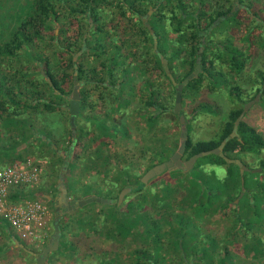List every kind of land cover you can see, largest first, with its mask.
Listing matches in <instances>:
<instances>
[{
	"label": "rangeland",
	"instance_id": "1",
	"mask_svg": "<svg viewBox=\"0 0 264 264\" xmlns=\"http://www.w3.org/2000/svg\"><path fill=\"white\" fill-rule=\"evenodd\" d=\"M155 1L159 3L161 8L169 10L178 0ZM190 1L184 0V3L188 4ZM257 1L264 9V0ZM17 3L21 5L18 15L16 13V11L18 12ZM33 3L34 0H0V44L3 40L6 41L11 38L16 27L12 28V26L16 22L27 18L29 12L25 6ZM65 4L69 5V2ZM104 6H100L104 14V17L100 20L101 24L100 21L96 23V25H104V28L98 33L95 30L89 32L87 46L94 47L95 41L98 39L97 41L105 45V48L94 50L84 47L75 56V60L83 65L86 76L82 80H78L81 84L80 92L83 91L86 98V107L82 110L84 117L80 119L81 126L85 128L86 134L79 146H75L73 151H70L67 146L72 126L70 100L73 90L70 91L66 101L65 98L59 100L47 85L50 77L45 69L46 60H48L51 72L59 77L62 69L67 67L70 53L63 49L67 47V44H71L68 40L69 36L74 33L77 25L84 28L82 31L87 29L81 16L75 18L69 14L64 6L58 5L56 11L60 14L59 21L53 24V30L45 29L42 31L44 37L36 38L33 48L35 57L23 53L16 59L10 61L7 58L0 63V70L5 71L9 79L15 71L18 76L17 80L25 79L23 76L26 75L28 80L23 82L24 85L45 91L46 95L51 96L54 101L52 109H45V104L32 103L22 94L18 95L23 101H28V105L26 104L25 109L18 107L17 110L20 114L17 117H10L9 121L11 122L10 127L18 129L21 142L20 140L16 141V137L14 139V134L10 131H8V136L16 144H24L25 148H20V151L14 157H5L3 165L0 166V168H3L16 163L27 162L40 165V178L36 191L40 193L39 198L49 205L52 232L50 237L34 245L25 241L6 224V221L0 218V261L2 264H38V256L32 252L41 253L44 247L50 243L55 231L56 218L62 214L61 211L57 210V201L61 196V190H58V186L60 188V174L63 167H66L64 184L68 190V199H81L88 195L103 196L111 190L110 183L116 180L115 178L120 170H134L138 173L137 179L142 178L147 171L148 163L152 162L151 154L155 150L160 149V153L168 158L179 147L182 125L180 115L174 110L175 88L161 69L154 68V58L156 57L154 50L168 60L169 67H172V69L170 68L171 72L175 78L178 77L179 79L183 78L190 70L192 72L195 70L194 55L189 57L186 50L177 53L169 45H165L164 51L161 52L158 50V46L155 47L157 37L154 34L153 26L156 25H153L154 22L151 19L155 11L153 9L154 5L150 6L151 14L142 15L143 23L140 22V17L127 9L121 0H114L113 5ZM159 6L157 9L160 8ZM262 14L264 16V10ZM158 26V28H155L163 33V26ZM224 26L219 25L220 28ZM224 28L221 29L225 30ZM231 28L233 29L232 35L230 34ZM230 29L227 30L229 37L220 43H226L230 46L231 42H237L241 45V40H244L247 33L246 27L239 25L238 29L235 30L233 26H230ZM215 32L217 31L214 30L213 35ZM168 38L171 39L172 37L169 36ZM211 38L212 34L208 32L207 39ZM70 40L74 41L73 38H70ZM84 44L86 42H81V39H78V42H72L71 46L77 50ZM184 46H187V44L184 43ZM244 47L247 48V53H254L255 55L249 61L247 69L240 72L234 69L230 56L219 51L222 53L223 58H227L229 63L219 66L217 71L228 79L229 85L223 84L221 82L222 78L215 75L214 79L217 82L211 83V79L204 77L199 90L187 91L184 108L187 117L186 114L183 115L187 120L188 117H192L190 123L187 124V128L188 135L194 141L214 138L220 131L225 116L230 110L242 107V102L237 100L231 93L232 86L241 87L244 93L253 92L250 76L256 75V71L258 72L259 69H264L263 24H258V27L251 34V41L248 43L244 41ZM112 69L115 73L110 74L109 71ZM75 75L78 77V73ZM89 78L92 81H89ZM99 78L103 79L102 82L105 80L114 81L113 87L106 88L103 83L96 85L93 81ZM147 80L151 82L154 89L155 99L162 103V106L156 109L140 104L145 102L149 96L148 91L145 89ZM210 85L216 90L210 91L208 88ZM63 89L67 90L68 87L63 86ZM142 94L145 95L143 99ZM245 96L246 94H244V98ZM199 103H202L205 109L203 108V111L198 115H192V107L194 108ZM166 107L168 108L167 111ZM21 114L25 119L21 118ZM151 115H155L154 119L149 118ZM37 116L40 117L39 119L36 118L37 123L34 125H39V128L45 127V131L48 132V136L54 142V147L58 149L57 153L46 144L41 143L39 139L33 141L29 139L27 142L28 136L34 129L32 119ZM244 120L254 126L264 137V108L259 102L247 111ZM96 121H101L109 127L114 124L120 126L118 134L113 133L112 137L107 138L109 140L107 145L103 144L102 141L90 144L89 139L93 136L92 133H97L99 130L100 133L105 131L96 129ZM35 129L37 128L35 127ZM9 143L12 142L9 141ZM100 146V152H98L97 148ZM261 156L264 157V152ZM104 157H109L107 165L102 164L101 160ZM196 164L197 161L192 169H199L200 167L204 170V173L211 174V177L216 175L219 178H224L227 174L224 165L209 161H201ZM254 164L257 163L254 162ZM258 169L261 171V168ZM181 170L168 171L150 179L145 183L142 191L137 193L133 189L130 190L121 204L116 203V212L107 205L112 203L97 202H92L73 211L64 212L61 218L62 233L59 248L57 251L50 253L45 264H113L116 259L121 263L125 261L134 264L130 260L129 253L135 248L150 244L155 251L160 249L159 245H156V242L149 235L147 226V222L153 221L160 215L163 219L164 215L169 217L164 227L170 231L172 226L179 227L178 215L186 214V220L191 231L205 225L204 230L207 229L209 232L212 230L217 237L226 239L229 231L238 224L233 217V213L240 203L244 204L243 198H238L236 204H232L222 212L215 213L212 218H206V216L201 219L195 211L185 210L182 207V193H178V196L176 194L180 189L186 190V187L182 186V182L184 183L188 176L182 173ZM258 177L263 179L264 175L261 174ZM167 186L169 187L167 191L170 192L168 195L164 194V191H166L164 189ZM175 189L177 191L173 192ZM157 195L168 199L166 211L160 207L161 204L153 205L152 199ZM19 199L20 197L14 194L12 201L17 202ZM24 200V198L21 199V201ZM113 212L115 217L119 218L117 224L112 222L114 214L111 213ZM137 213L147 214L143 222L134 223L133 219L138 216ZM125 216H129L128 219ZM119 228L126 237L121 243L119 242L121 236L116 232ZM109 229L113 230L111 236L107 235ZM163 231L170 234L175 233L174 230L168 232L163 229ZM236 234H238V238L234 242H230L229 240L232 239L230 236L226 244L239 254L237 260H241L242 263L245 261V264H264V231L256 232V235H254L262 240L261 250L250 253L243 251L245 246L252 243L250 236L245 233L244 229L239 230ZM166 257V264H174L172 260L182 264L176 255L172 256L167 253ZM211 258L214 261L216 260L215 264H217L218 256L214 250H211ZM112 261L114 262L112 263ZM203 264L207 263L204 261Z\"/></svg>",
	"mask_w": 264,
	"mask_h": 264
},
{
	"label": "trees",
	"instance_id": "2",
	"mask_svg": "<svg viewBox=\"0 0 264 264\" xmlns=\"http://www.w3.org/2000/svg\"><path fill=\"white\" fill-rule=\"evenodd\" d=\"M68 2L69 5H66L65 3ZM121 2H123L126 8L129 9L133 14L140 17L141 23H143L142 15H147L150 6L154 5L153 9L155 11L153 12L151 19L152 22H154L153 25H156L153 26V28L155 31L154 34L157 37L158 50L160 52L164 51L163 48L165 45H169V47L171 46L177 53L186 50L189 57L194 55L193 64L195 66H197L198 63L201 64L202 72L200 75L197 78L190 80L184 87L182 114L187 113L184 109L187 91L199 90L201 88V84H203L202 82L204 77L211 79V83H213L217 82L214 79V76L216 75L222 78L221 82L223 84L229 85L228 79L217 71L219 66H224L225 64L229 63L227 58H223L222 53L219 51L228 54L227 56L232 55L230 57V61L234 65V69H236L237 72L242 71L245 67V61L236 58V56H240L243 52V48L240 46V44H237V42H231L229 46L226 43H220L221 41H225L223 38L219 39L218 42H214L212 38L209 40L207 39V32L210 34V28L213 26L214 22H218V27L220 24L223 26L226 24L224 26L226 28H221L227 30L230 29V26H233L235 30H237L238 26L243 24L247 29V33L244 36V41L247 43L251 41V34L258 27V24L264 25V16L262 14L264 9L257 0H244V13L240 16L238 15L240 11L234 12V6L236 3L241 5V0H191L188 4L184 3V0H178L177 3H175L169 10L161 8L159 3L155 0H121ZM113 3L114 0H34L33 4L25 6L27 7L26 10L29 12L27 18L25 20L19 21L14 28L11 38L9 40L3 41L0 44V63L5 61L7 58L10 61L12 59H16L17 57L23 55V53H27L30 56L35 57L33 48L36 43V38L44 37L42 35V31L45 29L53 30V24L59 21L60 16V14H58L56 11L57 6H64L66 10H68L69 14L75 18L81 16V19L86 24L85 27H87V29L82 31L84 28H82L81 25H77L74 33L70 35L69 38L67 37L71 44L72 42H78V39H81V42H86V44L82 45L77 50L72 48L71 44H67V47L63 50L70 53V56L67 67L62 69L61 75L59 77L51 72L49 61L46 60L45 70L50 77V81L47 85L59 100L60 98H65L66 101L70 91H72L76 86L74 82L76 78L75 72L78 73L77 79L79 81L82 80L83 77H86L83 65L79 64V62L75 60V56L78 55V53L82 51L84 47H88L87 43H89V39L87 35L89 32H91V30H95L97 33L103 30L104 25H100V20H102L104 14L102 13L103 10L100 9V6H111ZM158 6L160 8L157 9ZM221 17L225 18L221 19ZM242 19H244V21ZM98 21H100V24L96 25ZM158 25L163 26V33L156 29L159 27ZM169 36L172 38L169 39ZM70 38H73L74 41H71ZM97 40L95 41L94 47L90 45L88 48L94 50L104 49L105 45L99 43ZM184 43H186L187 46L183 47ZM154 55L156 56L154 58V68L161 69L164 75L173 85L171 79L164 70L162 59L156 50H154ZM254 55V53H249L248 62L253 58ZM170 68L172 69V67ZM15 72L10 76V85L12 84L13 86V82L18 84L22 95L25 96L29 102L45 104V109H52L54 101L51 99V96L46 95L45 91L43 90L32 88V86L28 87L27 85H24L22 87V82H27L28 80L26 79L27 76H23L25 79L17 80L18 76H16ZM83 73L84 75H82ZM109 73L113 74V69L110 70ZM191 73L192 71L190 70L183 78L179 79L176 77V80L181 83ZM88 80L92 81L90 78ZM102 81L103 79L99 78L93 82L96 85L99 83H103L104 85H109L111 87L114 85V81ZM105 82H107V84H105ZM250 82L252 84L251 89L253 92L244 93V91L241 90V87L232 86L231 93L243 104L247 101V99L252 98L262 90V97L259 103L264 108V69H259L258 72L256 71V75L250 76ZM145 85H147L145 89L148 91L149 96L145 102L140 104L147 107H152L154 109L162 106V103H159V101L155 99V92L151 82L147 80ZM63 86H67L68 89H63ZM173 87L175 88L176 93V86L173 85ZM9 88L13 89L14 87ZM208 88L210 91L216 90L213 89L211 85ZM81 94L82 99L80 114L76 117L75 128H72L71 126V131L69 132V144L67 146L70 151H73L75 146H79L81 140H83L84 135L86 134L85 128L82 127L80 123L81 117H84L82 115V110L86 107V98L84 96V92L81 91ZM244 94H246L245 98ZM144 97L145 95L142 94V99ZM11 100L15 99L11 98ZM27 102L24 101L25 104H27ZM200 108H204L202 103H199L194 108L192 107V110L197 111L200 110ZM165 109L168 110L167 107ZM242 110V107L233 108L227 114V116H225V121L222 123L220 131L212 139L194 141L188 135L187 149L183 159L187 160L199 152L218 147L222 141L232 133L235 121ZM154 116L155 115H151L149 118L154 119ZM39 117L40 116H37L32 119V125L34 129L35 127L37 129L32 130L33 132L28 136L27 142L29 139L31 141L39 139L41 143L46 144L55 153H57L58 149L54 147V142L48 136V132L45 131V127L39 128V125L35 126ZM96 126V129H103L105 131L100 133L99 130L97 133H92L93 136H91L89 139L91 145L96 142L98 143L99 141H102L103 144L107 145L109 143L107 138L112 137L113 133H119L120 126L117 124L109 127L101 121H96ZM111 128L113 129L111 130ZM100 148L101 146L97 148L98 152H100ZM223 152L229 158L241 159L249 167V170L245 171L243 177L240 173V167L236 163H228L218 154H209L198 158L197 164H199L201 161H209L214 164L224 165L226 166L227 170L225 177L219 178L216 175L211 177V174L204 173V170L199 166V169H182V173L188 176V179H186L184 183L182 182V186L186 187V190L180 189L178 192L177 189H175L173 192L177 191V196L178 193H182V207H184L185 210L190 209L195 211L197 216L201 219L206 216V218H212L215 213L222 212L232 204H236V200L240 197V194L244 192V195L240 197L243 198L244 204L240 203L236 209H234L233 213L234 219L238 222L237 226L235 225L232 230L229 231L227 234L228 237L226 239H222L217 237L212 230H210V232L207 231V229L204 230L203 228L205 225H202V228L197 227L191 231L189 229L190 225L186 220V214H181L178 215L179 227L172 226L171 224V231H175V233H172V235L163 231L164 229L168 232H171L164 227L166 220H168L169 217L164 215L163 219L160 215L153 221L147 222L149 235L152 237V240L156 242V245H159L160 249L155 251V249L152 248V245L150 244L145 245V247L141 246L135 248V250L129 253L130 260L134 264H166L167 253L172 256H178L182 264H203L204 261L207 264H215L216 260L214 261L211 258V250L217 252V264H245V261L242 263L241 260H237L239 254L234 251L235 249H230V247L226 244L230 236L232 239L229 241L234 242L238 238V234L236 233H238L241 229H244L245 233H247V235L252 239V243L248 244V246H245L243 251L250 253L255 252V250H261L262 240L255 237L254 235H256V232L264 231V177L263 179L258 177V175H264V157L261 156L264 152V137L256 130L254 126L250 125L243 119L238 126V135L227 141ZM151 156L152 162L148 163L147 171L155 165L166 161L168 158L170 159V157H166V159L165 155L160 153V149L155 150ZM101 161L102 164L107 165L109 162V157H104V159ZM254 162L257 164L255 165ZM258 168H261V171H259ZM61 175L62 174H60V176ZM137 177L138 173H136L134 170H120L117 177L115 178L116 180L110 183L111 190L107 191L106 195L104 194L103 197L105 196L109 199H116L118 198L120 192L126 187H132L135 193L142 191L145 183L142 181V178L137 179ZM168 189L169 187L167 186L164 189L166 190L164 191V194H170V192L167 191ZM58 190H61L59 186ZM152 200L154 206L161 204L160 207L166 211L168 206L166 203L168 200L167 198L157 195L154 196ZM107 205L108 207L113 208L115 212L117 211L116 204L112 203ZM111 214H114V212ZM137 215L138 216L133 219L134 223L143 222L144 217H146L147 214L137 213ZM125 217L128 219L129 216ZM112 219V222H115L116 224L119 223V218H116L115 214ZM112 231L113 230L109 229L107 231V235L109 234V236H111ZM116 232L121 236L119 242H123L126 239L124 232H121V228L117 229ZM114 261H112V263ZM172 262L174 264H178V261L174 262L172 260ZM113 264L131 263H126L125 261L121 263L118 262V259H116V262Z\"/></svg>",
	"mask_w": 264,
	"mask_h": 264
},
{
	"label": "water",
	"instance_id": "3",
	"mask_svg": "<svg viewBox=\"0 0 264 264\" xmlns=\"http://www.w3.org/2000/svg\"><path fill=\"white\" fill-rule=\"evenodd\" d=\"M151 31H152V28H151ZM157 46H158V42L156 41L155 47H157ZM160 57L162 58L163 67L165 69V72L168 74L173 85H175L176 89H177L176 90L175 109L174 110L177 114L180 115V122L182 125L181 126V141H180V144H179L177 151L170 157V159H168L167 161H164L162 163H159V164L155 165L154 167H152L151 169H149L144 174V176L142 177V181L144 183H147L150 179H153V178H155V177H157V176H159L165 172H168V171H174V170H178V169L190 170V169H192V167L194 166V164L196 163L198 158L209 155V154H218L221 157H223L228 163H236L240 167V172H241V175L243 177L245 171L249 170V167L241 159H232V158H229L228 156H226L225 153L223 152V149H224V147H225V145L229 139L236 137L238 135V126H239L240 122L243 120L247 111L260 100L261 95L258 94L255 97V99L249 101L244 106V109L242 110V112L240 113V115L238 116V118L235 121L234 129H233L232 133L230 134V136L225 138L218 147L211 149V150L199 152V153L195 154L194 156H192L191 158L184 160L183 157H184V154H185L186 149H187L188 128H187V119L182 114L183 90H184V87L188 84V82L190 80L197 78L200 75V73L202 72V67H201V64L198 63L195 70L188 77H186L183 80V82L178 83V81L176 80V78L174 77L173 73L170 70V67L168 65V60L166 58H164L163 55H161ZM75 74H77V72ZM74 82H75L76 86L74 87V89L72 91V96H71V100H70V113L72 115L71 125L73 127H75L76 117L80 113V105H81V99H82V95L80 92L81 85L77 79V75H76ZM65 169H66V167H63V171L61 173L62 175L60 176L61 196H60V199L57 201L58 205L61 203H65L64 208L62 210H60V207L57 206V210L61 211L62 214L64 212H67V211H73L75 209L82 208V207H84V206H86L92 202L121 204L122 201L124 200V197L126 196L127 192L132 190V187L124 188L121 191L119 197L116 199H113V200L106 198V197H103V196H97V195H88V196H85L81 199H71L70 200V199H68V190H67V188L64 184V181H63ZM243 182H244V178H243ZM243 195H244V192H242L240 194V197H242ZM62 214H60L56 218L55 231L51 237L50 243L46 247H44V249L42 250L41 253L32 252L33 254L38 256V264H45L50 253L57 251L59 248L60 238H61V233H62V229H61Z\"/></svg>",
	"mask_w": 264,
	"mask_h": 264
},
{
	"label": "built area",
	"instance_id": "4",
	"mask_svg": "<svg viewBox=\"0 0 264 264\" xmlns=\"http://www.w3.org/2000/svg\"><path fill=\"white\" fill-rule=\"evenodd\" d=\"M39 178L40 165L33 162L0 168V218L34 245L50 237L52 232L49 205L36 191ZM14 194L20 197L17 202L12 201Z\"/></svg>",
	"mask_w": 264,
	"mask_h": 264
},
{
	"label": "crops",
	"instance_id": "5",
	"mask_svg": "<svg viewBox=\"0 0 264 264\" xmlns=\"http://www.w3.org/2000/svg\"><path fill=\"white\" fill-rule=\"evenodd\" d=\"M17 5H18V12L16 11V13L18 15V13L21 9V5H19V3H17ZM7 6H8V4H7ZM17 24H18V22H16L12 26V28H14ZM113 73H115V71H113ZM138 76H137V78H138ZM105 84H107V82ZM21 86L22 87L24 86L23 82H22ZM9 87H11V88L14 87V88L10 89ZM105 87L111 88V86H109V85H106ZM21 94H22V92H21V89L19 88V85L15 84L14 82H13V86H12V84L10 85L9 76L7 75V73L5 71L0 70V166L3 165L5 157H8V158L14 157L15 154H18V152L20 151V148H22V149L25 148L24 144H16L15 141L11 140V138L8 136V131H10L14 134L13 138L15 139V137H16V141L20 140V142H21V139H20L21 137H19V135H18V129H15V127H10L11 122L9 121L10 117H17L20 114L17 110L18 107L25 109L26 104L24 103L23 99H20L21 98L20 96H19L20 98L18 97V95H21ZM11 98L15 99V100H11ZM202 111H203L202 108H200V110H197V111L192 110V113H193L192 115H198ZM21 118L25 119L23 115ZM188 118L189 119H188L187 124L190 123V121H191L190 119L192 117L191 118L188 117ZM9 141H11L12 143H9ZM71 199H73V198H71Z\"/></svg>",
	"mask_w": 264,
	"mask_h": 264
},
{
	"label": "flooded vegetation",
	"instance_id": "6",
	"mask_svg": "<svg viewBox=\"0 0 264 264\" xmlns=\"http://www.w3.org/2000/svg\"><path fill=\"white\" fill-rule=\"evenodd\" d=\"M241 2H242V4L241 5H238L239 3H236L235 4V6H234V12H236V11H240V13L238 14L239 16L240 15H242L243 13H244V0H241ZM151 8H150V10H149V12H148V14H151ZM143 18V17H142ZM225 17H221V19H224ZM234 18V17H233ZM232 20H235V19H232ZM243 21H244V19H242ZM243 25V24H242ZM214 30H216L217 32H215L214 33V35H213V31ZM210 33L212 34V39H213V41L215 42H218L219 41V39H221V38H223V39H226V38H228L229 37V33H228V31H227V29H225V30H223V29H221V28H219L218 27V22H214V24H213V26L210 28ZM208 33V32H207ZM206 33V34H207ZM232 33H233V29L231 28L230 29V34L232 35ZM205 41V40H204ZM227 41V40H226ZM242 48H243V52H242V54L240 55V56H236V58H238V59H241V60H244L245 61V67L243 68V70H246L247 69V67H248V65H249V62H248V55H249V53H247V48L245 47V49H244V40H241V45H240ZM232 55H230V57H231ZM188 77V76H187ZM81 85V84H80ZM258 94H260L261 96H260V99H261V97H262V90L258 93ZM257 94V95H258ZM257 95H255V96H253L252 98H249V99H247V101L245 102V103H243V105H242V108L244 109V106L249 102V101H251V100H253V99H255V97L257 96ZM258 102H260V100L258 101ZM121 193V192H120ZM120 195V194H119ZM119 197V196H118ZM113 200V199H112ZM64 205H65V203H61V204H59L58 206L60 207V210H62L63 208H64Z\"/></svg>",
	"mask_w": 264,
	"mask_h": 264
}]
</instances>
